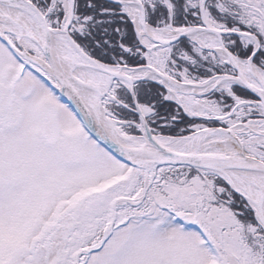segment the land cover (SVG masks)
Segmentation results:
<instances>
[{
  "label": "snow or ice",
  "instance_id": "6c2138e0",
  "mask_svg": "<svg viewBox=\"0 0 264 264\" xmlns=\"http://www.w3.org/2000/svg\"><path fill=\"white\" fill-rule=\"evenodd\" d=\"M0 264H264V0H0Z\"/></svg>",
  "mask_w": 264,
  "mask_h": 264
}]
</instances>
